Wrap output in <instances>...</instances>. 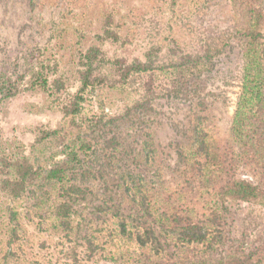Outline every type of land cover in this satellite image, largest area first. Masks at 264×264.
Instances as JSON below:
<instances>
[{
    "label": "trees",
    "instance_id": "trees-1",
    "mask_svg": "<svg viewBox=\"0 0 264 264\" xmlns=\"http://www.w3.org/2000/svg\"><path fill=\"white\" fill-rule=\"evenodd\" d=\"M231 2L238 7L234 27L241 30L244 50L240 92L225 134L213 113L220 97L206 92L201 73H209L214 57L207 54L202 61L173 41L168 64L150 54L129 63L107 58L98 47L87 50L80 62V88L60 108L68 129L43 130L33 145L56 141L67 149L62 159L40 163L19 147L0 150V193L13 206L36 201L23 213L38 216L40 231L57 245L67 242L65 263L264 264V250L238 243L226 218L230 203L264 208V0ZM105 37L119 39L112 31ZM37 69L30 72L28 90L65 89L60 80L51 88L44 68ZM134 78L144 79L149 99L129 110L149 114L89 120L83 137L72 140L86 96ZM0 83L3 100L20 92L10 77ZM151 97L183 101L187 109L178 115L179 125L160 132L165 114L151 108ZM12 203L4 209V263L10 256L27 257L20 212Z\"/></svg>",
    "mask_w": 264,
    "mask_h": 264
},
{
    "label": "rangeland",
    "instance_id": "rangeland-1",
    "mask_svg": "<svg viewBox=\"0 0 264 264\" xmlns=\"http://www.w3.org/2000/svg\"><path fill=\"white\" fill-rule=\"evenodd\" d=\"M237 10L231 0H0V82L10 77L19 83L20 89L8 100L0 94V150L11 153L19 147L30 160L40 163L47 158L62 159V152L67 149L56 141L37 149L33 145L43 130L68 129L69 120L60 108L80 88V62L87 50L98 47L107 58L129 63L145 61L150 54L157 63L168 64L172 60L168 49L173 41L184 53L199 56L202 61L207 54L214 57L209 73H201L206 79V92L220 97L219 107L213 113L220 134H225L240 92L243 67L244 41L239 27H234L239 20ZM107 31L115 33L118 41L106 39ZM41 67L50 78L51 88L54 80L63 82L62 92L27 89L30 72ZM143 80L134 78L115 88L98 87L87 95L75 116L79 127L71 133L72 140L83 137L89 120L107 121L135 113L140 118L147 116V111L138 115L139 112L129 110L149 99L142 87ZM151 98V108L157 114H165L162 120L166 124L163 122L160 132L169 131V125H179L178 115L187 109L183 101ZM174 165L177 167L178 160ZM34 202L28 198L13 206L0 193V264H26L27 257L29 264H34V260L40 264H68L67 242L57 245L40 231L38 216L23 213L25 207L36 206ZM10 203L20 212L19 223L28 242L27 257L10 256L4 263L6 246L2 240L8 226L4 209ZM226 218L238 243L264 250L263 207L230 203ZM43 242L45 247L41 246ZM93 264L107 263L96 259Z\"/></svg>",
    "mask_w": 264,
    "mask_h": 264
}]
</instances>
